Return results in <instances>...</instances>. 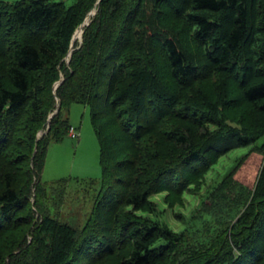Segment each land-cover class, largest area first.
Returning <instances> with one entry per match:
<instances>
[{
  "label": "trees",
  "instance_id": "16d2710c",
  "mask_svg": "<svg viewBox=\"0 0 264 264\" xmlns=\"http://www.w3.org/2000/svg\"><path fill=\"white\" fill-rule=\"evenodd\" d=\"M67 1L0 0V264H260L264 0ZM209 71L239 81L240 99L262 117H230L227 94L199 88ZM74 103L89 108L102 169L81 229L47 214L41 185L48 145L72 127L63 110ZM244 148L206 190L226 198L249 154L262 157L253 188L240 186L233 223L188 233L157 218L165 208L178 216L176 199L199 193L218 160Z\"/></svg>",
  "mask_w": 264,
  "mask_h": 264
},
{
  "label": "rangeland",
  "instance_id": "374dc122",
  "mask_svg": "<svg viewBox=\"0 0 264 264\" xmlns=\"http://www.w3.org/2000/svg\"><path fill=\"white\" fill-rule=\"evenodd\" d=\"M72 1L68 0L67 5ZM77 41L79 42V40ZM2 64L4 62L0 59V70ZM227 79L223 75L209 71L199 88L206 91L215 89L218 95L223 94V92L227 94V100L232 99L233 101L230 105L231 108H227V114L232 118L233 115H241L243 110H246L244 113H247L245 115L249 119L248 123L253 119L262 117V113H255L240 99L239 81ZM223 80L228 85L220 88L219 86ZM65 112L70 126L76 129L79 138L72 139L66 135L58 142L51 141L49 143L41 174V185L46 190L44 205L47 214L61 223L81 229L90 217L97 195L101 190L100 148L91 123L89 108L74 103L67 110H63V114ZM245 122L247 121L245 120ZM247 150L248 148L232 151L219 159L206 176L202 190L195 195L186 194L185 202L181 203L180 199L172 197L174 200L176 199V204L179 205L174 210L179 217L174 215L172 210L165 208L166 211L157 218L167 223L177 232L181 229H185L188 233L193 230H204L206 221L208 223L212 222L215 230L221 228L224 230L226 225L233 223L237 215L243 211V205L238 204L237 194L242 192L240 186L249 190L253 188L262 163V157L255 153L249 154L233 176V181L238 186L234 188L235 190L232 193L227 190L225 193L226 198L218 200L216 203L215 199L206 190H209L210 187L212 188L220 179L224 178V175L239 158L244 156ZM60 195L62 201L59 202ZM160 199V196L153 198L158 203L159 210H162L164 206L159 203ZM212 235H215V232ZM94 264H113V259L106 257L101 262L98 261ZM260 264H264V259Z\"/></svg>",
  "mask_w": 264,
  "mask_h": 264
},
{
  "label": "water",
  "instance_id": "95a60500",
  "mask_svg": "<svg viewBox=\"0 0 264 264\" xmlns=\"http://www.w3.org/2000/svg\"><path fill=\"white\" fill-rule=\"evenodd\" d=\"M91 14H92V16H93V15L95 14V11H92V12L90 13V15H91ZM87 19H88V17L85 18L84 22H83L79 27H81V26H87V25L89 24V22L86 21ZM76 31H77V30H76ZM76 31L74 32V34H73V36H72L71 44H70V50H69V53H68V55H67V57H66V59H65L67 64H68L69 61H70L71 52H72V50H73V46H74V43H75L74 35H75ZM82 34H83V30H82V32H81V37H80V39H79V43H80V44H81V41H82ZM61 83H62V80H60V81H58V82H56V83L54 84V87H53L54 91L57 89V87H58ZM59 110H60V104L57 105L56 110H55V111L49 116L47 123H49L50 119H51L54 115H56V114L59 112ZM48 131H49V126L47 125V128H46L45 132H43V133H42V132L38 133V135H37V140H38L41 136L47 134Z\"/></svg>",
  "mask_w": 264,
  "mask_h": 264
},
{
  "label": "built area",
  "instance_id": "2783aa9c",
  "mask_svg": "<svg viewBox=\"0 0 264 264\" xmlns=\"http://www.w3.org/2000/svg\"><path fill=\"white\" fill-rule=\"evenodd\" d=\"M67 136L69 138H72V139H78L79 138L78 132L73 127H70V129L68 130Z\"/></svg>",
  "mask_w": 264,
  "mask_h": 264
},
{
  "label": "bare ground",
  "instance_id": "6f19581e",
  "mask_svg": "<svg viewBox=\"0 0 264 264\" xmlns=\"http://www.w3.org/2000/svg\"><path fill=\"white\" fill-rule=\"evenodd\" d=\"M91 16H92V14L91 15L89 14L88 19L86 20L87 22H89ZM83 27L84 26L79 27L78 30L76 31V33L74 35L75 42L80 39Z\"/></svg>",
  "mask_w": 264,
  "mask_h": 264
}]
</instances>
